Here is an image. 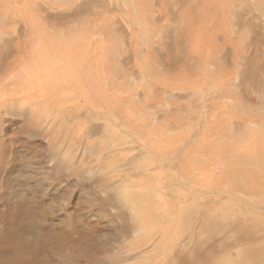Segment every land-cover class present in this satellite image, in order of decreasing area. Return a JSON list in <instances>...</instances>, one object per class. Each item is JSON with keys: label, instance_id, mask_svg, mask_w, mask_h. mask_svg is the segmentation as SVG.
Returning a JSON list of instances; mask_svg holds the SVG:
<instances>
[{"label": "clouds", "instance_id": "obj_1", "mask_svg": "<svg viewBox=\"0 0 264 264\" xmlns=\"http://www.w3.org/2000/svg\"><path fill=\"white\" fill-rule=\"evenodd\" d=\"M160 8L153 53L185 65L199 85L177 90L213 107L226 96L255 99L264 115V0H160ZM30 53L0 40V264H264V242H244L246 225L188 199L201 187L190 177L176 190L183 202L160 200L169 167L189 176L182 148L165 155L127 136L105 81L87 83L90 95L77 83L72 99L52 82L38 91L21 71ZM198 127L194 120L189 136ZM260 170L264 205V157Z\"/></svg>", "mask_w": 264, "mask_h": 264}, {"label": "rangeland", "instance_id": "obj_2", "mask_svg": "<svg viewBox=\"0 0 264 264\" xmlns=\"http://www.w3.org/2000/svg\"><path fill=\"white\" fill-rule=\"evenodd\" d=\"M39 1H40V3H38V6H40L41 9H42V12L39 14L40 19H46V21H48L50 23V25L62 27L64 29V31L66 29H68V28H70V30H71V28L74 29V27L77 28L83 34L86 31V33H85L86 35L85 34L84 35L86 37H91V39L93 41L95 40L92 43L90 42L91 43V46H92L90 52H95V51H93V47L94 48H99L100 47V44L96 43L97 42L96 40H98V41L101 42V40H102L101 38H103V37L104 38H107V36L111 40V42H113V43H116L117 42V45H120L118 48L114 49L113 52H112V50H111V52L108 51V53H110V54L106 53L105 60L108 61L107 59L109 58V61H108L109 63L108 64H110L111 66H108V64H106V62L103 60L105 62L106 67L104 66V68L101 69L100 74L96 72V78H93V79L91 77L90 78H86V76H87L86 75L87 74L86 72L87 71L84 72V70L85 69L87 70V65H89V62H90L89 59L87 60V62L86 61L83 62L84 63L83 66H82L83 69L81 67V69L78 68V70H77L75 68V70H76V73L78 74V79H79L80 83L81 84H85V86H86L87 83H92L94 81H97L98 82V81H101V80L107 82V84L110 85V87L108 89L109 92H110V96H112V94L114 96H112L111 98H109V100L111 102V103L110 102L109 103H110V105L116 106V110H121L120 107L123 108V109L125 107L124 113H125V115L129 116V118H126V120L129 119L128 121L131 122L130 123L131 126L129 125L130 126L129 128H131V130L134 128L135 129L134 132L136 133L133 136V140H136L138 138L139 140L145 141V147H148V146L149 147L150 146L158 147V148L161 149V151L165 155H170L172 151H179L180 148H183V149L187 150V151L184 150V153H185V158H186L188 167L190 168L189 176L186 177L182 173H179V172L176 173V170L177 169H176V166L175 165H172L171 167H169L168 168L169 177L171 176V178L174 177L175 179L173 178V180H174L173 183L171 182L173 180L170 179V178H169L170 180L165 181L163 183L164 186L167 184L165 187L162 184V187L158 191V196L160 197V200H161V198H163V199L165 198L166 199L168 196H169L168 197L169 199L167 201L166 200H161V201L162 202H164V201L165 202H168L169 200H171L173 198H178L179 199L180 196L177 193V191H175V190H177L178 187H174V185L177 186L178 182L176 184L175 181L179 180L180 177H181V180H179V181L180 182L182 181V184H184L185 182H183V181L188 180L189 177H190L191 178V181H193L192 183H194V184H199L200 183V180H201V183H200L201 187L200 188H195L194 187L192 189V192L189 195V200L192 201L193 203H196V202L199 201V203L202 204L205 201L206 202V206H208V205L215 206V207H220L221 206V208H219V209L221 210V212L223 214L226 215L227 213L224 212L226 210L224 208V206L227 208V206H228L227 204L228 203H232V201L234 203H236L238 200H240L237 203V204L240 205V206L238 205L237 207H240L241 208V209L239 208L240 210L243 209L241 211V213H242L241 215L242 216L241 215L240 216L242 218L244 216L245 217L249 216L250 214H248V206H249L248 205V192H250V190L247 191V188L248 189H250V188L247 187L248 186V182L247 181L248 180L249 181L250 180L254 181V179H252V178L256 174L257 176H255L256 179H255L254 182H260L259 177L261 176L262 173H261V171H260V173H255V169H256L257 165L258 166L261 165L262 157H264V149H262V148H264V143H263L264 128H262L263 127V122H264V118H263L264 116L261 115V112H260V104H259L260 101L255 100V99H253V100H241V101L238 102L239 103L238 104L237 101H235L233 99V97L226 96V97L223 98V103H225L227 106L222 103L223 104L222 106L221 105L220 106H217V107H220V108L215 109V108H213L212 106H210L207 103V100L206 99H204V101H203L204 104L203 103H200V97H198L199 103H197L196 100L193 99V110H195L194 112L196 113V115L193 116V114L191 112H187V114L183 116V114L186 113L185 107H183L184 106V102L187 101L191 97H196V94L194 92H192L191 93L192 94L191 97H186L185 95L188 93V91H181V90H177V89H184L185 87H190L191 88V86L193 88V84H196V83H194L195 77H194L192 71L189 68H187L185 65H183L181 63H177L175 60L172 61L171 65L168 62H166V63H168L166 65L169 68V69H167V67L164 66V64H163V62L161 60V59L164 60L163 54H160L159 56L156 55V57L154 55H152V58H150L149 54H146L145 47L142 45V43H144V41L146 42L147 41L146 39H148V51L151 54H153V52L151 50L152 47H151V44H150L149 37H151V38L153 37V35H154V29H155L154 26H156V24L160 21L161 15H159V14L156 15L157 18H155V20L152 23H150L149 25H147V24H148L150 18L152 17V14H153L154 11H158V10L161 11L160 5H159V3L156 0H149L150 3L148 2V0H145L147 2V4L149 3V5L153 6V7H150L149 6L151 9L149 8V11H148L149 14H148V18H147V23H144L145 22V19L144 18H143L144 21L141 20V19H140L141 21L138 20L137 19L138 17H135L136 14L133 15L131 13V15H128L127 16V13H129V11H127L128 6H124V3H123L122 0H118L120 2L119 5L118 4H111L110 0H73V1L72 0H62V2H59V0H45V1L38 0V2ZM0 2H1V0H0ZM76 3L82 4L83 6H80V7H74V6H72L73 4H76ZM0 5H2V4H0ZM87 6L89 7L88 10H87ZM129 10H131V7H129ZM0 11H1L0 12V24L1 23L3 24L4 20H2V17H3V14H4L5 10H0ZM99 11H101L102 14ZM95 12H96V14H95ZM58 13L60 15L62 13V15L60 16ZM85 13L88 14V15H85ZM98 13H100L103 16H101V15L99 16ZM105 14H106V17L107 18L104 17ZM144 14H147V12L143 11V15ZM92 16H94L93 17L94 18L93 20H92ZM158 16H160V17H158ZM88 17H89V19H88ZM8 18L10 20H8ZM13 18H15V19H13ZM102 18H104L105 20L102 19ZM106 19L108 20V22H107ZM111 19H112V21H110ZM134 19H135V21H133ZM136 19H137V22H136ZM7 20H8L7 21L8 24H9L8 25V28H7V32H6V27H5L3 29V31L0 32V37H3L4 36L3 35L4 34L3 32H5V36H8V35H11L12 37L14 36L13 38L16 39L17 45L20 44V45L24 46L25 45L24 39H26V36L30 34V32L28 31V25H27L26 21L25 20H21L19 18L16 19V17H13V16H7ZM76 20H77V22H76ZM125 20H127V21H125ZM128 20H129V22H128ZM10 21H12V22H10ZM138 21H139V24L140 23H142V24L139 25L138 24ZM143 24H145L146 27H145V25L143 27H141V25H143ZM3 25L6 26V21L4 22ZM108 27H109V29H107ZM81 28H83V30H81ZM94 29L97 32L94 31ZM106 29H107V31H106ZM112 29H114V32H113ZM145 29H146V31H145ZM134 31L136 32L135 34H134ZM6 33H8V35ZM111 33L112 34L115 33L116 35L114 34L115 36H113V35H111ZM136 34H138L140 37L137 36ZM142 34H145L146 36L145 35L142 36ZM95 36H97V37H95ZM18 37L19 38L21 37L20 40L18 39ZM121 37H122V39H121ZM95 38H97V39H95ZM113 38L114 39L116 38V39L114 40ZM136 38H138L139 41ZM140 38H142L143 40L140 39ZM133 39L134 40L136 39V40L133 41ZM3 40H4V38H3ZM124 41H126V42H124ZM131 41H133V42H131ZM94 43H95V46H94ZM122 43H124V45H123L124 46V49L122 47ZM84 45H85V43H84ZM103 46H106V44L103 45ZM50 49H52V47H50ZM140 50H141V52H139ZM68 52H69V50H68ZM133 52H134V54H133ZM138 52L141 53V55L138 54L137 57L140 55L139 57L141 59L138 57V59L136 58L137 59L136 60L135 59V54H137ZM120 57H121V60L123 62V63H121V64H123L122 67L125 70L123 73H121L122 71L120 70V68H122V67H120V65L117 66V63H116V61L119 60ZM113 58H114V60H113ZM144 58H145V60H144ZM139 59L142 60V63H141V61H139ZM146 60H147V62H149V64L148 63L146 64V62H145ZM138 61H139V63H138ZM152 61H153V63H152ZM112 62H114L115 64L112 63ZM112 64L116 65V66L113 65L116 68L112 67ZM137 64H139L141 67L139 65H137ZM142 64H143V66H142ZM158 64H161L162 67L159 66ZM74 65L77 66V64H74ZM163 66L167 70H164L163 69ZM118 67H119V69H118ZM146 67H147V69H146ZM142 68H143V70H142ZM104 69H106V70H104ZM109 69H112L111 72L112 73H115V75L114 74H111V72H109L110 71ZM140 69L142 71H140ZM81 70H83V72ZM113 70H114V72H113ZM168 70L170 72H168ZM141 72H143L142 75L146 79H147V77L149 75H151L150 78L147 79L148 81L150 80L149 81L151 83L150 86L148 84L149 82L148 81H145L146 79L145 78L143 79L142 75L140 76V73ZM144 72H145L146 76H144L145 75ZM83 73H86V74H84V76H83ZM109 73L112 75V77H111V75ZM132 73H133L134 76H132ZM103 74H104L105 77L103 76ZM116 74H118L120 76V78H121L120 80H118L119 78H116L117 77ZM174 74H175L176 77L179 76L178 79H177V81H175V80L172 81L171 80V76L174 75ZM137 75H139V76H137ZM155 75L156 76L158 75V76L156 77ZM128 76H130V77H128ZM135 76H137V77L135 78ZM153 76H154V78H153ZM159 77H161V78H159ZM113 78H116V79H114L115 81L112 80ZM126 78L127 79L129 78V80H127ZM151 78H153V80H155V81L157 80L156 83H153L152 82L153 80L151 81ZM110 79L112 81H109V83H108V80H110ZM131 79H134V80H136V79L138 80L139 79V80L138 81L136 80L135 82H134V80H132V82H131ZM182 79L184 80V85H182L180 83V81L183 82ZM87 80H88V82H87ZM116 80H117V82L118 81H123V84L122 85L121 84H118L116 82ZM142 80L144 82H146L145 83L146 87H145L144 82ZM165 81H169V82H167L166 84H162V82H165ZM85 82H87V83H85ZM138 82H139L140 85L138 84ZM176 82H179V85ZM135 83H136V85H135ZM180 85H181V87H180ZM116 87H117V89H120L121 90V92H120V90L118 91L119 92V95L117 94L118 95L117 97H121V95H123V92L125 91L126 94L124 96H126V98L130 99L129 100L130 103L128 102V100L126 98H125L126 102H124V103H122L123 100L119 104H117L118 102H113V99L115 101L118 100V98L116 99V95H115L117 93V91L114 92L115 94L113 93V91H115ZM69 88L73 89L72 86H69ZM85 88H87V87H85ZM141 89L143 90V92H142ZM86 90L88 91V89H86ZM74 92H76V90H74ZM170 92L173 93V96L170 95ZM141 93L143 95L145 93L146 98ZM138 94H140V95H138ZM69 97H70V99L74 98L73 96H71L70 94H68L66 96V98H69ZM143 97L145 98V102L142 101L143 100ZM122 98H123V96L120 99H122ZM120 99H119V102H120ZM139 100L142 101V102H139ZM205 101H206V103L208 105L205 103ZM127 102L132 107H134L133 104H136L135 107L133 108V111L131 109L132 107L129 109V107H128L129 105H128ZM121 104L123 106L124 105L125 106L123 107V106H121ZM150 104H153V106H155L156 108L155 107H152V105H151V107H149ZM202 104L204 105V107H202ZM250 104H251V106H250ZM239 106H240L241 109L239 108ZM249 106L250 107L253 106V107L250 108ZM256 106H257V108H255ZM138 107L144 108V109L141 110ZM159 107H161L162 109L159 108ZM207 107H208V111L206 109ZM210 108L212 110H209ZM248 108H250L252 110H253V108H255L253 111H256V112H253L252 110H248ZM134 110H136L137 112L134 113ZM143 110L145 111V114L147 116L144 115V112H141ZM156 110H157V112H156ZM210 111H212V114L218 113L220 111L218 113V115L215 114L214 117L215 116H219V114H221V116H222V120H220V118H218V119L215 118V121L218 120L217 121V124L215 125V129H214V125H212L213 122H215V121L214 120L213 121L210 120V119H212L211 116H210V113H211ZM248 111H249V114L250 113L252 114L253 120H254L255 123L253 122V120L251 118V115H248ZM116 112L119 114L118 111H115L114 113H116ZM117 113L114 114V115L119 116V115H117ZM135 114H138V115L136 116ZM198 114H201V117L198 118L197 117ZM223 115H226V116L223 117ZM254 115H255L256 118H258L257 121L254 118ZM130 116H132V118L139 117L138 118L139 120H137V118H135V120H134ZM141 116H142V118H141ZM181 116H182L181 119H183V121L180 119V121H181V123H180V121L179 120H176V119L177 118L179 119V117H181ZM226 117L227 118L229 117V118L227 119ZM248 117L250 118L249 119V122H247ZM196 118L199 121V127H198V131H197V135L199 136V140H198V137L195 134L196 132L194 133L195 135H193V136H189L188 135L189 134V131H190L189 129L191 128L192 123H193L194 120H196ZM223 118H224L225 121L223 120ZM117 119H118V117H117ZM119 119H121L120 116H119ZM141 119H143V120L145 119L144 120L145 122L142 121ZM239 119H240V121H239ZM259 119L260 120L262 119V120L259 121ZM128 121L126 122L127 124H129ZM210 121H212V122H210ZM251 121L253 123H251ZM204 122H205V124H204ZM218 122L219 123H222L223 122V123H222V125L221 124L219 125ZM200 123H201V125H200ZM206 124L209 125V126L211 124V126H213V128L211 127L212 131H210V127L209 126H206ZM203 125H205L207 128L209 127L208 128L209 130L207 131V133L209 135H207L206 130H204V129H207V128H204L203 127L204 129H202V126ZM217 125H219L218 126L219 128H216ZM228 125L230 126V128H229ZM186 127H188V129ZM116 128L119 129L120 128V125L118 126V124H117L116 125ZM170 129L172 131H170ZM184 129H186L185 132L187 133L186 136H188V139H187L186 136H184L185 132H184V134L182 132V131H184ZM217 129L218 130L219 129H221V130L224 129V131L220 132L221 130L217 131ZM227 129H229V130H227ZM248 129H250V130H248ZM120 130L121 129H119V131H117L118 133L116 132V135L121 134L122 132L123 133L125 132V129L123 131L122 130L120 131ZM201 130H203V132L205 131L206 136H207V139L205 138L204 133H203V135L199 134V131H201ZM213 130H215V131H213ZM134 132H132V131L131 132H127V135H129V136L131 135L132 136ZM211 132H213V133H211ZM123 133L121 134V137L126 138L125 133H124V135H123ZM210 133L212 135H214V136H211ZM223 133L225 135L226 134L227 135L225 136V135H223ZM180 135L183 136L185 139L184 138H181ZM209 136H210V138H208ZM254 136L256 138H254ZM202 137L207 140V141L205 140V143L203 142L204 140H203ZM214 137H216L215 140L221 141V143H220L221 145H224L225 146V147L222 146V151L220 153H218V154H211L210 151H209L210 150V148H209L210 145L208 143L212 144L213 143L212 141H214L213 140ZM208 140L210 142H208ZM198 141H200V143H199L200 146L198 145ZM201 143H202V146L204 145L203 147H205V149L202 148L203 151H201L202 149L200 148L201 147ZM132 144L133 143L130 144V146L132 148L133 147L135 148V145L141 146L139 143H134L133 145ZM177 145L179 146L178 148L176 147ZM139 146H136V148L139 147ZM216 146L217 145L215 144L214 147H216ZM193 148H194V150H193ZM196 148L197 149H200V150L197 151ZM225 148H226V150H225ZM195 149H196V151H195ZM197 152H199V153H197ZM202 152L204 153V156H202L203 155ZM207 152H209L208 155H207ZM204 158H206V159H204ZM208 162L213 163V165L210 166L211 169H214L213 167L216 168V166H219L217 168V171L215 172V174H217V175H220L221 174L220 173V171L222 170L221 165H224V164H225V166H227L229 164H232L234 166L236 165L235 166V173L236 174H234L235 176H233V178L236 180L237 183L240 182V181H244L246 188L241 187L245 191L243 193V198H237V200H236L235 198L232 199V197H228L227 196L228 199L225 200V197H226L225 195H224L225 197H223V195H221L222 197H220L219 199L216 198V197H219L221 193L220 194L219 193H216L218 191L213 190V187H211V186L208 185L209 184L208 183V179H205L206 178V174L205 173H200V174H202V176H201L202 178H201L199 176L200 174L195 175L191 171V170L194 169L193 171L196 173V169H197L198 166H201V165H203L205 163H208ZM242 164H244V165H242ZM165 167H168V166L165 165ZM242 167L244 168V170H243ZM170 168H171V171H170ZM174 168L176 170H173ZM242 172H243V174H242ZM244 172L246 173V175L244 177L243 176L238 177L241 174L244 175L245 174ZM178 173H179V175H178ZM177 175L179 176V178L178 177H175ZM182 176L185 177V178H183ZM199 177H200V179H199ZM246 177H247V179H245ZM182 179H184V180H182ZM168 181H170V183H172L173 185L170 184ZM204 181H205V183H204ZM180 182H179V184L182 185ZM179 184H178V186H180ZM207 187H209L210 189L212 188L211 189V192L209 191V188H207ZM201 188L204 189V190H202ZM166 189H167V193H166ZM212 191H214V192H212ZM196 192H197L198 195L196 194ZM208 193H210L211 195L213 193L214 195H212V196H215V197H212ZM202 194H204V195L202 196ZM217 194H219V196ZM201 197H203V199H200ZM204 197H206L207 200H205L206 198H204ZM245 197H246V199H245ZM221 199L223 200V202H222ZM228 200H229V202H228ZM180 201L183 202V197L182 196H181ZM225 202H227V203H225ZM243 203H244V205H242ZM213 204H216V205H213ZM219 204H220V206H219ZM244 209H246V210H244ZM227 216H228V214H227ZM230 217H232V216H230Z\"/></svg>", "mask_w": 264, "mask_h": 264}, {"label": "bare ground", "instance_id": "obj_3", "mask_svg": "<svg viewBox=\"0 0 264 264\" xmlns=\"http://www.w3.org/2000/svg\"><path fill=\"white\" fill-rule=\"evenodd\" d=\"M43 1H45V0H43ZM73 1V0H72ZM123 1V3H124V6H128V8H127V11H129V13H127V16L128 15H131V13L134 15V14H136L135 15V17H138L137 19L138 20H143V18L145 19V22L144 23H147V18H148V14H149V8L150 7H153V6H151V5H149V0H148V4H147V2L145 1V0H122ZM158 3H159V5H160V0H156ZM59 2H62V0H59ZM94 2V1H93ZM96 2V1H95ZM110 2H111V4H120V2L118 1V0H110ZM38 3H40V1L38 2V0H1V2H0V4H2V5H0V10H5V12H4V14H3V17H2V20H4V22L6 21V26L5 25H3L4 24V22H3V24L1 23L0 24V32H2L3 31V29L6 27V32H7V28H8V20H10L9 18H8V20H7V16H13V17H16V19L17 18H19V19H21V20H25L26 21V23H27V25H28V31L30 32V34L29 35H27L26 36V39H24V41H25V45L24 46H22V45H20V44H18L17 46H18V50H19V48H22V47H25V46H28V47H30L31 48V53H30V55L28 56V57H26V59H25V61L23 62V64L21 65V71L26 75V76H29V77H35V79L37 80V83L40 85V88L38 89V91H43V86L45 85V84H47V83H49V82H52V83H55V84H57L66 94H71V93H73L74 92V90H76L77 91V88H76V85H77V83H80V81H79V79H78V74L76 73V70H75V68L78 70V68L79 69H81V67L83 66V62H87V60L89 59L90 60V62H89V65H87V70L85 69L84 70V72H86V73H83V76H84V74H86L87 76H86V78H96V72L97 73H99L100 74V72H101V69H103L104 68V66L106 67V65H105V62H106V64H108L109 62V58L107 59L108 61H106L105 60V58H106V53H108V51H110L111 52V50H112V52L114 51V49H116V48H118L120 45H117V42L116 43H113V42H111V40L108 38V36H107V38H101L102 40H101V42L100 41H98V40H96L97 42L96 43H98V44H100V47L99 48H94L93 47V51H95V52H90L91 51V43L92 42H94L92 39H91V37H86L85 35V33H86V31H85V35L82 33V32H80L77 28H75L74 27V29H72L71 28V30H70V28H68V29H66L65 31H64V29L62 28V27H58V26H52V25H50V23L48 22V21H46V19H40V17H39V14L42 12V9H41V7L40 6H38ZM72 3V2H71ZM74 3V2H73ZM56 4V3H55ZM40 5V4H39ZM117 5V6H118ZM150 6V7H149ZM60 7V6H59ZM129 7H131V10H129ZM94 8V7H93ZM89 9V7L87 6V10ZM151 9V8H150ZM91 10V9H90ZM157 10V9H156ZM143 11H145V12H147V14H144L143 15ZM151 11V10H150ZM1 12V11H0ZM39 12V13H38ZM84 12V11H83ZM99 12H101V11H99ZM59 14V13H58ZM82 14V13H81ZM95 14H96V12H95ZM99 14V16L102 14V12H101V14L100 13H98ZM161 15V11H154L153 12V14H152V17L150 18V20H149V22H148V24L147 25H149L150 23H152L154 20H155V18H157L156 17V15ZM60 15V14H59ZM61 15H62V13H61ZM60 15V16H61ZM85 15H88V14H86L85 13ZM90 15V14H89ZM101 16H103V15H101ZM110 16V15H109ZM94 16H92V20L94 19L93 18ZM104 17H106V14H105V16ZM111 17V16H110ZM158 17H160V16H158ZM99 18V17H98ZM107 18V17H106ZM112 18V17H111ZM127 18V17H126ZM134 18V17H133ZM13 19H15V18H13ZM88 19H89V17H88ZM101 19V18H100ZM99 19V20H100ZM102 19H104V18H102ZM128 19V18H127ZM137 19H136V22H137ZM160 19V18H159ZM105 20V19H104ZM107 20V19H106ZM140 20V21H141ZM14 21V20H13ZM101 21V20H100ZM110 21H112V19L110 20ZM115 21V20H114ZM125 21H127V20H125ZM133 21H135V19L133 20ZM144 21V20H143ZM10 22H12V21H10ZM17 22V21H16ZM76 22H77V20H76ZM107 22H108V20H107ZM128 22H129V20H128ZM22 23V22H21ZM100 23V22H99ZM98 23V24H99ZM79 24V23H78ZM89 24V23H88ZM136 24V23H135ZM138 24H139V21H138ZM140 24H142V23H140ZM139 24V25H140ZM107 25V24H106ZM145 24H143V25H141V27H143ZM25 26V25H24ZM75 26V25H74ZM15 27V26H14ZM91 27V26H90ZM96 27V26H95ZM116 27V26H115ZM140 27V28H141ZM145 27H146V25H145ZM144 27V28H145ZM155 27V26H154ZM100 28V27H99ZM106 28V27H105ZM149 28V27H148ZM12 29V28H11ZM91 29V28H90ZM107 29H109V27L107 28ZM107 29H106V31H107ZM116 29V28H115ZM137 29V28H136ZM22 30V29H21ZM81 30H83V28H81ZM93 30V29H92ZM102 30V29H101ZM111 30V29H110ZM113 30V32H114V29H112ZM152 30V29H151ZM94 31H96L95 29H94ZM104 31V30H103ZM105 31V32H106ZM143 31V30H142ZM145 31H146V29H145ZM21 32V31H20ZM84 32V31H83ZM97 32V31H96ZM112 32V33H113ZM131 32V31H130ZM4 34V36H5V32H3ZM67 33V34H66ZM111 33V35H113V36H115L114 34H112ZM136 32L134 31V34H135ZM144 33V32H143ZM7 35H8V33H6ZM97 34V33H96ZM105 34V33H104ZM93 35V34H92ZM137 36H139L138 34H136ZM143 35H145V34H142V36ZM0 37V40H3V38L4 39H14L11 35H8V36H5V37ZM94 36V35H93ZM136 36V37H137ZM141 36V37H142ZM146 36V35H145ZM17 37V36H16ZM24 37V36H23ZM95 37H97V36H95ZM134 37V36H133ZM140 37V36H139ZM21 38V37H20ZM20 38L18 37V39L20 40ZM29 38H30V43H29ZM94 38V37H93ZM143 38V37H142ZM142 38H140V39H142ZM147 38V37H146ZM95 39H97V38H95ZM100 39V38H99ZM114 39V38H113ZM116 39V38H115ZM114 39V40H115ZM121 39H122V37H121ZM137 40H138V38H136ZM135 39V40H136ZM145 39V38H144ZM16 40V39H15ZM118 40V39H117ZM132 40V39H131ZM134 39H133V41H135ZM143 40V39H142ZM141 40V41H142ZM147 41L145 42L144 41V43H142V45L145 47V50H146V54H149V56H150V58H152V55H154L155 57H156V55L153 53V54H151L149 51H148V39H146ZM149 40L151 41L152 40V38L151 37H149ZM133 41H131V42H133ZM139 41V40H138ZM91 42V43H90ZM124 42H126V41H124ZM84 43H85V45H84ZM22 44V43H21ZM105 45L106 44V46H103V45ZM151 44V43H150ZM93 45V44H92ZM124 43H122V47H123V49H124ZM94 46H95V43H94ZM126 46V45H125ZM50 47H52V49H50ZM151 47H152V45H151ZM68 50H69V52H68ZM151 50H152V48H151ZM67 51V52H66ZM139 52H141V50L139 51ZM137 53V54H135V59L137 58L138 59V57L141 55V53ZM153 52V51H152ZM108 54H110V53H108ZM112 54V53H111ZM133 54H134V52H133ZM138 54H140L138 57H137V55ZM146 56V55H145ZM143 57V56H142ZM147 57V56H146ZM112 58V57H111ZM140 58V57H139ZM149 58V59H150ZM81 59V60H80ZM136 59V60H137ZM141 59V58H140ZM139 59V61H141V63H142V60H140ZM147 59V58H146ZM105 62H104V61ZM113 60H114V58H113ZM144 60H145V58H144ZM156 60V59H155ZM158 60V59H157ZM162 60V62H163V64H164V66L165 67H167V65L166 64H170L171 65V63H172V61L171 62H168V63H166L165 62V60H163V59H161ZM139 61H138V63H139ZM146 62V64L148 63L149 64V62H147V60L145 61ZM112 63H114V62H112ZM116 63H117V66H119L120 65V67H122L123 66V64H121V63H123L122 62V60H121V57L119 58V60H117L116 61ZM152 63H153V61H152ZM74 64H77V66H75ZM115 64V63H114ZM114 64H112V67H114V66H116V65H114ZM145 64V65H146ZM114 65V66H113ZM137 65H139V64H137ZM154 65V64H153ZM159 66H161L162 67V65L161 64H158ZM173 65V64H172ZM108 66H111L110 64H108ZM140 66V65H139ZM142 66H143V64H142ZM163 66V69L164 70H167V69H169L168 67H167V69L165 68ZM141 67V66H140ZM108 68V67H107ZM106 68V69H107ZM114 68H116V67H114ZM153 68V67H152ZM159 68V67H158ZM82 69H83V67H82ZM106 69H104V70H106ZM113 69V68H112ZM112 69H109L110 71L109 72H111V70ZM118 69H119V67H118ZM146 69H147V67H146ZM108 70V69H107ZM120 70L122 71L121 73H123L125 70L123 69V67L122 68H120ZM127 70V69H126ZM142 70H143V68H142ZM141 69H140V71H142ZM145 70V69H144ZM82 72H83V70H81ZM128 71V70H127ZM148 71V70H147ZM146 71V72H147ZM107 72V71H106ZM113 72H114V70H113ZM163 72V71H162ZM168 72H170L169 70H168ZM126 73V72H125ZM129 73V72H128ZM110 74V73H109ZM108 74V75H109ZM111 74H114L115 75V73H112L111 72ZM110 74V75H111ZM136 74V73H135ZM143 74V72H141L140 73V76ZM144 74H145V72H144ZM153 74V73H152ZM128 75V74H127ZM103 76H104V74H103ZM116 78H119L118 80H120L121 78H120V76L118 75V74H116ZM132 76H134L133 75V73H132ZM137 76H139V75H137ZM137 76H135V78L137 77ZM144 76H146V74L144 75ZM150 76L151 75H149L148 77H147V79H149L150 78ZM156 76V75H155ZM158 76V75H157ZM156 76V77H157ZM105 77V76H104ZM111 77H112V75H111ZM126 77V76H125ZM128 77H130V76H128ZM142 77H143V75H142ZM178 77L179 76H175V74L174 75H172L171 76V80L173 81V80H175V81H177V79H178ZM83 78V77H82ZM116 78H113L112 80H114V79H116ZM133 78V77H132ZM141 78V77H140ZM145 77H143V79H144ZM153 78H154V76H153ZM153 78H151V81L153 80ZM159 78H161V77H159ZM127 79V78H126ZM146 79V78H145ZM145 80V81H148V80ZM184 79V78H183ZM182 79V80H183ZM90 80V79H89ZM111 79L110 80H108V83H109V81H112ZM127 80H129V78L127 79ZM132 80H134V79H131V82H132ZM137 80V79H136ZM136 80H134V82L136 81ZM139 80V79H138ZM137 80V81H138ZM115 81V80H114ZM143 81V80H142ZM141 81V82H142ZM150 81V80H149ZM148 81V82H149ZM157 81V80H156ZM87 82H88V80H87ZM87 82H85V83H87ZM116 82H117V80H116ZM119 82V81H118ZM130 82V81H129ZM144 82V81H143ZM153 82V81H152ZM167 82H169V81H165V82H162V84H166ZM71 83V84H70ZM145 83L146 82H144V85H145ZM176 83H178V85H179V82H176ZM180 83L182 84V85H184V80H183V82H181L180 81ZM81 84V83H80ZM117 84V83H116ZM131 84V83H130ZM138 84H139V82H138ZM149 84V86L151 85V83L149 82L148 83ZM132 85V84H131ZM135 85H136V83H135ZM134 85V86H135ZM140 85V84H139ZM69 86H72L73 87V89H71V88H69ZM127 86V85H126ZM85 87H87V86H85ZM83 88V89H81L80 90V95H90V93L86 90L87 88ZM144 87V86H143ZM145 87H146V85H145ZM180 87H181V85H180ZM199 87V85L198 84H193V88H192V86H191V88L192 89H196V88H198ZM120 88V87H119ZM126 88V87H125ZM140 88V87H139ZM145 89V88H144ZM120 89H117V87H116V89H115V91H113V93L114 92H116L117 91V93L115 94L116 95V99L118 98V100H114L113 99V102H118L117 104H119V103H121V101H122V103H124V102H126V100H125V98H126V96H124L125 94H126V92L124 93L123 92V95H121V97L123 96V98L122 99H120L121 97H117L118 95H119V91ZM142 90V89H141ZM120 92H121V90H120ZM140 92V91H139ZM142 92H143V90H142ZM192 92H194V91H188V93L185 95L186 97H191L192 96ZM195 93V92H194ZM118 94V95H117ZM137 94V93H136ZM142 94V93H141ZM147 94V93H146ZM138 95H140V94H138ZM137 95V96H138ZM143 95V94H142ZM148 95V94H147ZM170 95L171 96H173V93H171L170 92ZM112 96H114L113 94H112ZM112 96H110L109 98H111ZM136 96V95H135ZM143 96H145V93H144V95ZM149 96V95H148ZM142 97V96H141ZM140 97V98H141ZM150 97V96H149ZM115 98V97H114ZM145 98H146V96H145ZM145 98L143 97V102H145ZM68 99H70V97L68 98ZM119 99H120V102H119ZM127 100H128V102L130 103V99H128V98H126ZM142 99V98H141ZM140 99V100H141ZM193 99H195L196 101H197V99H198V97L196 96V97H191V98H189L187 101H185L184 102V106L183 107H185V111H186V113L185 114H183V116L184 115H186L187 114V112H191V113H193L195 110H193ZM226 99V98H225ZM231 99V98H230ZM125 100V101H124ZM138 100V99H137ZM139 100V102H142V101H140ZM233 100V99H232ZM112 101V100H111ZM148 101V100H147ZM203 101H204V99L203 98H200V103H203ZM108 102H110V100L108 101ZM127 102V103H128ZM111 103V102H110ZM109 103V104H110ZM126 103V104H127ZM128 103V107H129V109L132 107L130 104ZM205 103H206V101H205ZM223 103V102H222ZM235 103V102H234ZM238 103V102H237ZM204 104V103H203ZM202 104V107H204V105ZM207 104V103H206ZM224 105H226L225 103H223ZM222 104V105H223ZM239 104V103H238ZM260 104V103H259ZM258 104V105H259ZM116 105V104H115ZM134 105V107H135V105L136 104H133ZM151 105H152V107H155V106H153V104H150V106L149 107H151ZM208 105V104H207ZM221 105V106H222ZM257 105V106H258ZM118 106V105H117ZM121 106H123L122 104H121ZM125 106V105H124ZM123 106V107H124ZM227 106V105H226ZM250 106H251V104H250ZM249 106V107H250ZM255 106V105H254ZM257 106L255 107V108H257ZM134 107H132L131 109H132V111H133V108ZM158 107V106H157ZM213 107V106H212ZM253 107V106H252ZM252 107H250V108H252ZM115 108H116V106H115ZM127 108V107H126ZM138 108H140V107H138ZM156 108V107H155ZM159 108H161V107H159ZM213 108H215V109H218V108H220V107H213ZM239 108H240V106H239ZM250 108H248V110H252V109H250ZM255 108H253V110L255 109ZM118 109V108H117ZM120 109L122 110L123 108H121L120 107ZM124 109H125V107H124ZM124 109H123V112H124ZM141 110L142 109H144V108H140ZM162 109V108H161ZM207 109V111H208V107L206 108ZM223 109V108H222ZM241 109V108H240ZM128 110V109H127ZM139 110V109H138ZM209 110H212L211 108L209 109ZM226 110V109H225ZM243 110V109H242ZM252 110V111H253ZM257 110V109H256ZM126 111V110H125ZM115 112V111H114ZM129 112V111H128ZM127 112V113H128ZM131 112V111H130ZM137 111L136 110H134V113H136ZM141 112H144V115H146L145 114V111L143 110V111H141ZM140 112V113H141ZM151 112V111H150ZM155 112V111H154ZM156 112H157V110H156ZM211 113H210V116H211V118L212 119H210V120H214L215 121V118H220V120H222V116H221V114H219V116H215L214 117V115L215 114H217L218 115V113L220 112H218V113H215V114H212V111H210ZM245 112V111H244ZM243 112V113H244ZM253 112H256V111H253ZM259 112V111H258ZM117 113V112H116ZM116 113H114V114H116ZM132 113V112H131ZM147 113V112H146ZM153 113V112H152ZM208 113V112H207ZM222 113V112H221ZM148 114V113H147ZM203 114V113H202ZM117 115H119L118 113H117ZM136 116L138 115V114H135ZM248 115H251V118H252V120H253V116H252V114L250 113L249 114V111H248ZM258 115V114H257ZM260 115V114H259ZM126 116V118H129V116H127V115H125ZM133 116V115H132ZM132 116H130L131 118H132ZM140 116V115H139ZM147 116V115H146ZM209 116V115H208ZM207 116V117H208ZM221 116V117H220ZM224 116H226V115H223V117ZM232 116V115H231ZM261 116V115H260ZM264 116V115H263ZM262 116V117H263ZM118 117V119H119V116H117ZM144 117V116H143ZM197 117L199 118V117H201V114H198L197 115ZM135 118H137V120H139L138 118L139 117H135ZM135 118H132V119H134L135 120ZM141 118H142V116H141ZM145 118V117H144ZM182 118V116L181 117H179V119L177 118L176 120H179L180 121V119ZM206 118V117H205ZM227 118V117H226ZM225 118V119H226ZM229 118V117H228ZM227 118V119H228ZM254 118L256 119V121H257V119L258 118H256L255 117V115H254ZM264 118V117H263ZM216 119V120H217ZM238 119V118H237ZM249 117H248V120H247V122H249ZM129 119H127L126 120V122L128 121ZM142 121H144L143 119H141ZM182 121H183V119H181ZM196 120H197V118H196ZM219 120V121H220ZM223 120H224V118H223ZM230 120V119H229ZM228 120V121H229ZM245 120V119H244ZM262 120V119H261ZM260 119H259V121H261ZM178 121V122H179ZM212 121H210V122H212ZM218 121V120H217ZM217 121H215V122H213V124L212 125H214V129H215V125L217 124ZM225 121V120H224ZM223 121V122H224ZM237 121V120H236ZM235 121V122H236ZM239 121H240V119H239ZM238 121V122H239ZM129 122V124H127L128 125V127H130L131 125H130V121H128ZM145 122V121H144ZM147 122V121H146ZM206 122V121H205ZM205 122H204V124H205ZM221 122V121H220ZM222 122V123H223ZM253 122H254V120H253ZM252 121H251V123H253ZM170 123V122H169ZM180 123H181V121H180ZM184 123V122H183ZM207 123V122H206ZM219 123V122H218ZM222 123H219V125L221 124L222 125ZM229 123V122H228ZM246 123V122H245ZM255 123V122H254ZM259 123V122H258ZM262 123V122H261ZM148 124V123H147ZM203 124V123H202ZM230 124V123H229ZM130 125V126H129ZM200 125H201V123H200ZM219 125H217V127L216 128H219L218 126ZM118 126H119V124H118ZM206 126H209V125H207L206 124ZM205 125H203L202 126V129H204V128H207ZM229 126V125H228ZM246 126V125H245ZM204 127V128H203ZM210 131H212V129H211V127L213 128V126H211V124H210ZM208 127V128H209ZM236 127V126H235ZM187 129H188V127H186ZM190 128V127H189ZM204 129V130H206V133H207V131L209 130V129ZM229 128H230V126H229ZM246 128V127H245ZM262 128H264V122H263V127ZM118 129V128H117ZM119 129H121V128H119ZM119 129H118V131H119ZM200 129V128H199ZM226 129V128H225ZM122 131L124 130V129H121ZM120 130V131H121ZM164 130V129H163ZM176 130V129H175ZM178 130V129H177ZM185 130L186 129H184V131H182L183 132V134H184V132H185ZM190 130V129H189ZM219 130H221V129H219ZM218 129H217V131H219ZM227 130H229V129H227ZM248 130H250V129H248ZM132 132H134L135 131V129L133 128L132 130H131ZM170 131H172L171 129H170ZM188 131V130H187ZM213 131H215V130H213ZM222 131H224V129H222L220 132H222ZM255 131V130H254ZM202 132V133H201ZM219 132V133H220ZM228 132V131H227ZM118 133V132H117ZM123 133V132H122ZM121 133V134H122ZM125 133V132H124ZM124 133H123V135H124ZM135 133V132H134ZM203 133H204V136H205V138L207 139V136H206V133H205V131L203 132V130H201V131H199V134H201V135H203ZM211 133H213V132H211ZM210 133V135L211 136H214V135H212ZM218 133V134H219ZM230 133V132H229ZM249 133V132H248ZM121 134H118L117 136L119 137H121ZM136 134V133H135ZM182 134V135H183ZM186 132H185V134H184V136H186ZM196 134V136L198 137V140H199V136L197 135V132L195 133ZM195 134H193V135H195ZM189 135V134H188ZM192 135V136H193ZM207 135H209L208 133H207ZM223 135H225L224 133H223ZM227 135V134H226ZM225 135V136H226ZM250 135V134H249ZM252 135V134H251ZM263 135V134H262ZM127 136H129V135H127ZM131 136V135H130ZM181 136V135H180ZM187 137V139H188V136H186ZM181 138H184L183 136H181ZM196 138V137H195ZM203 138V137H202ZM205 138H203V142L205 143ZM208 138H210V136L208 137ZM222 138V137H221ZM254 138H256L255 136H254ZM173 139V138H172ZM185 139V138H184ZM216 139V137H214V141H212L213 143L212 144H210V143H208V142H210L209 140H208V144L210 145V153L211 154H218V153H220L221 151H222V146H224V145H221L220 143H221V141H219V140H215ZM223 139V138H222ZM169 140V139H168ZM183 140V139H182ZM197 140V139H196ZM221 140V139H220ZM252 140V139H251ZM257 140V139H256ZM207 141V140H206ZM188 142V141H187ZM200 141H198V145L200 146ZM234 143V142H233ZM263 143H264V135H263ZM134 144V143H133ZM132 144V145H133ZM186 144V143H185ZM215 144L217 145L216 147H214L215 146ZM225 144V143H224ZM207 145V144H206ZM136 146H139V145H135V148H136ZM145 146V145H144ZM204 146V145H203ZM202 146V143H201V149L202 148H204L205 149V147H203ZM219 146V147H218ZM131 147V146H130ZM140 147V146H139ZM149 147V146H148ZM225 147V146H224ZM134 148V147H133ZM190 148V147H189ZM227 148V147H226ZM226 148H225V150H226ZM183 149V148H182ZM197 149V148H196ZM196 149H195V151H196ZM262 149H264V148H262ZM185 149H183V151H184ZM191 150V149H190ZM189 150V151H190ZM193 150H194V148H193ZM198 150H200V149H197V151ZM185 151H187V150H185ZM188 151V152H189ZM192 151V150H191ZM201 151H203V149L201 150ZM205 152V151H204ZM227 152V151H226ZM197 153H199V152H197ZM201 153V152H200ZM203 153V152H202ZM208 153L209 152H207V155H208ZM230 155V154H229ZM202 156H204V153H203V155ZM206 156V155H205ZM208 157V156H207ZM202 158V157H201ZM204 159H206V158H204ZM208 159V158H207ZM210 159V158H209ZM247 159V158H246ZM211 160V159H210ZM244 160V159H243ZM195 161V160H194ZM207 161V160H206ZM248 161V160H247ZM215 164V163H214ZM211 165H213V163H211V162H208V163H205V164H203V165H201V166H198L197 167V169H196V173L193 171V170H191L195 175H197V174H200V173H205L206 174V178L205 179H208V185L209 186H211V187H213V190H216V191H218V192H216V193H221L220 194V196H219V194H217L219 197H216V198H220V197H222L221 195H223V197H232V199L233 198H235L236 200H237V198H243V193L245 192L241 187H244V188H246V186H245V183H244V181H240V182H236V180L233 178V176H235L234 174H236L235 173V166L234 165H232V164H229V165H227V166H225V164L224 165H221V167H222V170L220 171V175H217V174H215V172L217 171V168L219 167V166H216V168L215 167H213L214 169H211ZM219 165V164H218ZM242 165H244V164H242ZM243 168V167H242ZM260 168H261V165H257V167H256V169H255V173H260ZM221 169V168H220ZM173 170H176L175 168L173 169ZM172 170V171H173ZM243 170H244V168H243ZM170 171H171V168H170ZM174 173V172H173ZM176 173H177V170H176ZM245 173V172H244ZM254 173V172H253ZM242 174H243V172H242ZM239 175L238 177H240V176H245L246 175V173L244 174V175ZM178 175H179V173H178ZM175 176V177H178L179 178V176ZM181 175V174H180ZM204 175V174H203ZM200 177L202 176V174H200L199 175ZM255 176H257L256 174L254 175V177L252 178V179H254V181H255V179H256V177ZM183 177V176H182ZM187 177V176H186ZM200 177H199V179H200ZM174 178V177H173ZM173 178H171V176H170V179H172L173 180ZM183 178H185V177H183ZM202 178V177H201ZM170 179H168V180H170ZM175 179V178H174ZM243 179V178H242ZM245 179H247V177L245 178ZM259 179H260V177H259ZM177 180V179H176ZM179 180H181V177H180V179ZM179 180H177V181H175L176 182V184H177V182H178V184H179ZM182 180H184V179H182ZM244 180V179H243ZM254 181H252V180H248L247 182H248V186L247 187H249L250 189H248L247 188V191H249L250 190V192H248V214H250L249 216H247V217H241L242 215V213H241V211L243 210H240L241 208L240 207H237L239 204H237L238 203V201H240V200H238L236 203H234L233 201H232V203H228L227 205V208L224 206V208L226 209H224L225 211L224 212H226L227 214H228V216L230 217V216H234V217H236L237 219H236V223L237 224H244V225H246V231H245V235L243 236V240H244V242H246V243H249V244H260L261 242H264V225H262L261 224V222H260V219H259V217L262 215V214H264V205H262L261 204V202H260V197H261V188H260V182H254ZM257 181V180H256ZM169 183H170V181H168ZM172 183L174 182V180L173 181H171ZM183 182H185V181H183ZM193 182V181H192ZM164 183V182H163ZM162 183V184H163ZM168 183V184H169ZM172 183H170V184H172ZM181 184H182V181L180 182ZM200 183H201V180H200ZM200 183H199V185H200ZM204 183H205V181H204ZM178 184H177V186H175L174 185V187H178ZM167 185V184H166ZM165 185V186H166ZM173 185V184H172ZM180 185V184H179ZM163 186H164V184H163ZM164 186V187H165ZM170 186V185H169ZM181 186V185H180ZM205 186V185H204ZM161 187H162V185H161ZM171 187V186H170ZM173 187V186H172ZM207 188H209V187H207ZM172 189V188H171ZM202 189V188H201ZM200 189V190H201ZM212 189V188H211ZM211 189L209 188V191L211 192ZM170 190V189H169ZM198 190V189H197ZM202 190H204V189H202ZM246 190V189H245ZM173 191V190H172ZM176 191V190H175ZM185 191H187V190H185ZM192 192V191H191ZM212 192H214V191H212ZM166 193H167V189H166ZM173 193V192H172ZM193 194V193H192ZM191 194V195H192ZM196 194H197V192H196ZM200 194V193H199ZM208 194H210V193H208ZM198 195V194H197ZM204 194H202V196H203ZM211 195V194H210ZM209 195V196H210ZM212 195H214L213 193H212ZM211 195V196H212ZM225 195V196H224ZM168 196V195H167ZM201 196V195H200ZM210 196V197H211ZM169 197V196H168ZM161 198V200H168L169 198ZM179 197V196H178ZM212 197H215V196H212ZM225 197V200L226 199H228V197L226 198ZM204 198H206V197H204ZM209 198V197H208ZM181 199V196L179 197V200ZM188 199H189V196H188ZM223 199V198H222ZM221 199V200H222ZM230 199V198H229ZM245 199H246V197H245ZM205 200H207V198L205 199ZM217 200V199H216ZM201 201V200H200ZM245 201V200H244ZM165 202V201H164ZM199 202V201H198ZM221 202V201H220ZM222 202H223V200H222ZM228 202H229V200H228ZM225 203H227V202H225ZM224 203V204H225ZM202 204H204V205H206V202L204 201ZM218 204V203H217ZM213 205H216V204H213ZM242 205H244V203L242 204ZM219 206H220V204H219ZM240 206V205H239ZM215 207V206H214ZM244 207V206H243ZM217 208H221V206L220 207H217ZM240 208V209H239ZM244 210H246V209H244ZM246 213V212H245ZM226 214V215H227ZM241 215V216H240Z\"/></svg>", "mask_w": 264, "mask_h": 264}, {"label": "snow or ice", "instance_id": "obj_4", "mask_svg": "<svg viewBox=\"0 0 264 264\" xmlns=\"http://www.w3.org/2000/svg\"><path fill=\"white\" fill-rule=\"evenodd\" d=\"M72 6L74 7H80V6H83L82 4H79V3H76V4H73Z\"/></svg>", "mask_w": 264, "mask_h": 264}]
</instances>
